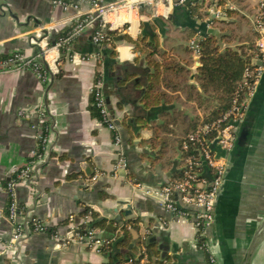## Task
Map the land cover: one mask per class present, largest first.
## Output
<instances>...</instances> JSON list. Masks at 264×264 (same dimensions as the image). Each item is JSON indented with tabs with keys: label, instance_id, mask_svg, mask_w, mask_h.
I'll return each mask as SVG.
<instances>
[{
	"label": "crops",
	"instance_id": "obj_1",
	"mask_svg": "<svg viewBox=\"0 0 264 264\" xmlns=\"http://www.w3.org/2000/svg\"><path fill=\"white\" fill-rule=\"evenodd\" d=\"M259 1L245 0L240 6L228 3L222 8L210 4L209 0H195L188 7H183V13H179L176 21H167L166 18L174 13L175 7L163 4L155 15L151 7L142 9L140 18L134 14L110 15L109 25L117 32L112 49L105 45L96 47L91 33H84L71 49H67L68 55L63 50L59 52L57 65L51 67L55 77L49 89V79L46 82L40 80L31 69L0 72V252L13 231L6 217V185L14 177L15 171L31 158L37 146L41 118L39 109L45 105L48 95L50 108L44 106L46 125L49 126L50 144L54 142L55 145L50 161L41 168L39 181L35 182L38 189L30 181L18 183V198L25 220L36 217L52 227L74 214L81 224L87 217L81 213L87 209L98 212L99 218L111 219L113 215L107 208L115 207L120 200L135 201L138 205L133 207L132 215L122 214L123 221L116 224L113 237L119 233L120 226L132 221L137 224V228H131L133 243L148 239L155 241L165 264H207L205 253L197 248L202 238L191 220L176 217L136 186L138 183L163 184L155 172L158 165L167 172L172 168V160L180 157L178 167L181 168V151L176 142L181 120L180 124L171 125L170 133L164 134L170 140L168 148L154 141L157 136L155 128L165 122V112L183 110L193 117L202 116L207 111V107L192 100L185 90H167L173 96L172 102L146 106L143 98L153 72L150 59L161 61L165 54L173 55L188 67L189 84L200 92V67L197 73L193 72L195 56L199 55L194 44L201 35L206 34L208 27H213L216 31L214 35L227 34L231 36V44L236 45L248 27L235 23L237 20L229 18L226 10L236 9L251 22L257 13ZM2 2H6L18 14V18H13L8 12L0 14V57L17 51L28 57L39 53L30 37L39 35L40 28L35 27L33 18L28 17L40 19L45 28L51 31L49 41L40 44L42 47L47 43L54 45L57 33L72 24L75 14L74 11L54 7L52 0H0ZM88 7L86 3L82 10ZM214 7L218 10L217 18L209 14ZM155 16L162 17L165 25L153 23ZM144 22L152 24V36L143 35ZM129 38L143 39L146 50H138ZM154 49L156 52L152 53ZM74 53L89 58L73 60L70 55ZM97 73L103 76L104 91L123 137L122 150L128 167L118 173L113 171L119 150L113 143L112 132L91 110ZM260 81L259 92L263 104L253 152L245 163L242 182L235 180L229 185L224 203L235 264H244L247 260L249 264H264V71ZM21 110L30 112L21 115ZM49 111L55 115L56 132L50 126ZM134 119L153 131L149 137H142L140 145L135 141ZM146 119H149L148 123ZM148 144L153 151L159 149L157 157L141 152V148ZM96 173L100 175L96 181H92ZM235 177L238 180L239 176ZM74 181L78 184H74ZM85 183H88L87 187ZM108 223L105 220V225L99 228L104 230ZM27 227L31 233L20 243L19 256L16 250L0 255V264H105L108 261L109 257L103 253L77 242L63 245V239H53L49 230H32L29 221ZM133 231L137 232V237ZM61 232L64 234V229ZM214 232L213 224L208 229V238H212Z\"/></svg>",
	"mask_w": 264,
	"mask_h": 264
},
{
	"label": "built area",
	"instance_id": "obj_2",
	"mask_svg": "<svg viewBox=\"0 0 264 264\" xmlns=\"http://www.w3.org/2000/svg\"><path fill=\"white\" fill-rule=\"evenodd\" d=\"M185 0H52L54 7H61L65 11H74L73 27L71 31L63 37L55 40L54 45L48 43L41 47L40 52L34 57H28L23 52L17 51L11 55L0 57V72L13 69H31L38 78L44 82L49 79V72L43 67L38 60L43 57L52 69L56 66L59 59V52L64 48L71 49L72 44L77 38L86 32L91 33L92 42L96 45H105L108 40L107 31L112 30L109 25L108 17L110 15L128 14L136 18L142 16V6L148 3L154 11V15L158 14L161 4L166 7H175L182 5ZM88 4L87 10L83 11L84 4ZM165 16V15H164ZM251 23L258 32L257 52L252 59V66L247 67L243 74V85L247 88L245 97L241 99L236 97L229 110L217 120L204 125L201 129L191 133L184 142L183 151L181 152V172L183 177L173 178L169 184L146 185L138 183L137 189L144 195L157 201L165 207V209L173 213L176 217L191 220L195 226L200 238L197 248L204 253L209 254L210 264H220L213 250L210 238H208V229L214 222L215 199L221 187L223 177L226 172V159L218 157L211 150L210 145L217 143L222 149L230 151L234 147V139L236 129L244 119L246 106L243 103L246 99L251 100L254 96L260 80L263 75L264 66L255 65L254 59L264 61V0L259 1L256 15L251 19ZM113 31V30H112ZM198 52V45L194 44ZM56 52L57 55L52 53ZM73 60L79 58L81 61L87 60L89 57L72 54ZM104 79L102 74L95 80L92 94L94 95L95 105L101 114L100 122L111 130L113 135V143L118 148V155L113 166L114 173L120 170H127L128 161L122 150L123 137L119 132L117 117L110 109L107 96L104 91ZM40 124L39 133L37 135V146L31 154V158L19 169L15 171L6 185L8 194V207L6 217L12 226L11 238L5 243L0 255L15 251L16 243L25 235V223L30 222L34 231H46L48 225L40 219L33 217L30 220L24 216L21 203L18 198L17 186L20 181H31L35 175L37 164L45 159L49 152L50 140L48 136L49 126L46 125V112L44 107L40 106ZM32 111V110H31ZM30 111L21 110V115H26ZM212 133V138L207 135ZM196 147L199 156H188L183 159L182 154L185 151ZM206 161V165L210 168L213 180L209 182L202 175L203 166L202 158ZM99 173L92 176L91 180L96 181ZM205 185L201 188L200 185ZM67 231L63 234L56 231L52 234V238L58 240L63 239L62 244L66 245L71 242H77L83 247H88L98 252L108 243V240H101L95 237V230L89 229L84 234L79 232L80 224L76 221V215H70ZM90 221L91 217L87 216L86 221ZM132 261V260H131ZM147 255L142 257L136 264H146Z\"/></svg>",
	"mask_w": 264,
	"mask_h": 264
},
{
	"label": "trees",
	"instance_id": "obj_3",
	"mask_svg": "<svg viewBox=\"0 0 264 264\" xmlns=\"http://www.w3.org/2000/svg\"><path fill=\"white\" fill-rule=\"evenodd\" d=\"M209 1L210 4L225 8L228 3H235L240 6L245 0ZM226 13L229 18L237 20L235 23L237 22L239 25L245 24L248 30L245 35L238 39L236 45L231 44V36L227 34H210L201 40L198 45V54L202 63L198 74L202 89L200 92L195 86L189 84L190 70L188 67L182 65L173 55L165 54L161 61L150 59L153 72L149 76V83L143 98L146 106L152 107L172 102L173 96L167 90L175 92L185 90L190 94L192 100H196L201 106L207 107V111L202 116L189 117L183 110L165 112V122L155 128L157 136L154 139L157 145H162L165 149L170 146V140L164 134L171 132L172 124H178L179 120H181L182 125L179 123L181 130L176 142L182 152L184 142L187 141L191 133L220 118L229 110L236 97L241 99L245 97L247 88L243 85V74L247 67L252 66V59L257 52L256 41L259 34L248 18L243 16L238 10L228 9ZM72 27L73 23L60 30L55 39L66 36ZM106 33L108 40L105 45L107 43L114 44L117 32L108 30ZM129 41L133 42L138 50H146L147 45L143 39L129 38ZM66 51H68L67 48H64L63 52L68 55L69 52L66 53ZM188 51L191 52L189 49ZM154 52H156V49L152 51V53ZM99 75L100 73L96 74V79ZM91 104L94 116L100 120L101 114L95 105L93 94ZM212 136V133H210L207 138H212ZM190 155L199 156L196 147H191V149L185 151L182 157L184 159ZM181 177H183V173L177 174L175 178ZM81 215L91 217L89 222L80 224L79 232L82 234L89 229L95 230L105 225V220L99 218V213L96 211L87 209ZM68 224L69 220L66 219L56 226L48 227V230L53 234L64 229L65 233ZM32 228L33 225H31ZM131 228H137V224L130 221L120 226L119 233L108 240V243L101 249V253L109 257L105 264H136L146 255L148 257L146 264H165V261L161 259V250L155 241L148 239L136 244L133 243ZM205 255L207 264H210L209 254L205 253Z\"/></svg>",
	"mask_w": 264,
	"mask_h": 264
},
{
	"label": "water",
	"instance_id": "obj_4",
	"mask_svg": "<svg viewBox=\"0 0 264 264\" xmlns=\"http://www.w3.org/2000/svg\"><path fill=\"white\" fill-rule=\"evenodd\" d=\"M192 1H195V0H185L182 5L175 6V11L173 14L168 15L167 17L166 16L164 17L167 18V21H170V20L176 21L175 19L179 17L180 15L179 13L180 12L183 13V7H188ZM149 7L151 6L148 3H145L142 6V9L149 8ZM6 12H8L13 18L15 19L18 18V14L16 12H13L11 10V7L6 2L0 3V14L3 15V14H6ZM209 14L213 18H217V15H218L217 7H214V9L209 12ZM30 18H33V21L35 22V27L40 28L39 35H32L30 37V39L35 42L37 51L40 52L41 50L40 44L45 40L49 41V35L51 31L45 28L44 23L40 19L32 17V16L28 17V19ZM198 22L201 23L200 20ZM153 23L160 25V26L165 25V21L163 20V18L157 17V16L154 17ZM143 26H144L143 35L152 36L153 35L152 34V24L150 22H144ZM205 33L215 34L216 31L213 27H208ZM206 34L201 35L200 40L203 39L206 36ZM200 40L196 41V45L199 44ZM95 46L98 48L103 47V45H96V44ZM105 46L109 49H112L113 47L112 43H107ZM195 59H196V64L193 66V72L197 73L199 67L202 66V63L200 61L199 55H196ZM38 60L42 63L43 67L49 72V85H48V89H49L51 82H53L54 80L55 75L54 73H52V70L50 69L49 64L43 57H40ZM253 63L255 65L264 66V61L261 59H254ZM260 84L261 83H259V86L254 96L251 98V100L246 99L243 103V106H246V113H245L244 119L242 120V122L239 124L238 128L235 131L236 136L234 139V147L232 148V150L230 151L224 150L217 143H212L210 145L211 150L214 151L218 157H222L226 159L227 161L226 172L223 177L221 187L215 199L214 222H213L215 232H214V236L210 238L214 253L220 264H235L234 253L231 250V247L229 244L227 223H226L225 215H224V212H225L224 203H225V198H226V195L229 189V185H231L235 180L237 181V183L242 182L243 176H244L243 173L245 169V163L249 155H251L253 152V143L256 137V129L259 124L260 111H261L262 104H263L262 97H261L262 95H261V92H259ZM44 106L47 109L50 108L48 95L45 99ZM49 115L51 119L50 126L56 132L55 115L51 111H49ZM148 121L149 119H146V123H148ZM132 123H134L133 124L134 131H136L135 141L139 145L142 143V140H143L142 137L147 138L153 134V131L151 129H148V127H146V124H139L137 122V119H134ZM54 145H55L54 142L50 144L49 152L47 156L45 157L43 161L39 162L35 168V175L30 181L31 184L35 187H37L35 182L39 181L41 168H43L51 159ZM158 151L159 149L156 151L155 150L153 151L152 146L150 144L145 145L143 148H141V152L146 153L147 155L155 156V157L158 156ZM201 158H202V166H203L202 175L205 176L209 180V182H211L214 176L211 174L210 168L206 165V161L203 159L202 156ZM179 161H180V157L173 159L172 168L167 172H164L160 165L155 167V172L157 173L158 177H160L163 180L165 184H169L171 182V178L177 173L181 172V168L178 167ZM88 174L91 175V173H88ZM236 175L239 176L237 177L238 180L235 177ZM74 184L77 185L78 182L74 181ZM81 184H84V183H81ZM85 186L87 187L88 183H85ZM204 186L205 185L203 184L200 185L201 188H204ZM75 190L73 192L77 193V191ZM38 196H40V192ZM135 205L136 206L138 205L137 202L135 201L132 202L129 200H120L118 201L115 207L107 208V211L111 213L113 217L111 219L101 218L103 220H107L109 223L107 224L104 230H102L101 228L95 229V237L101 240L112 239L113 232L117 228L116 224L122 223L123 221L122 214H125L126 216H131L133 213V207ZM30 233L31 231L27 227V221H26L25 235L16 243L15 250L17 251V256H19V253H20V243L24 239L29 237ZM133 234L135 235V237H137V232L133 231ZM18 260L21 262L20 258H18ZM244 264H249L248 260Z\"/></svg>",
	"mask_w": 264,
	"mask_h": 264
}]
</instances>
